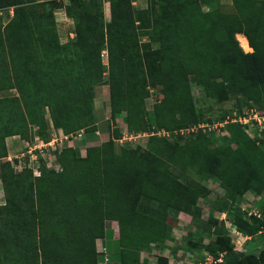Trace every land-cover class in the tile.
<instances>
[{"label": "trees", "instance_id": "1", "mask_svg": "<svg viewBox=\"0 0 264 264\" xmlns=\"http://www.w3.org/2000/svg\"><path fill=\"white\" fill-rule=\"evenodd\" d=\"M106 2L104 22L101 0H0V11L13 12L0 23V181L6 201L0 206V264H97L96 242L106 238L107 221L117 222L119 238L108 264H146L140 254L164 244L171 215L199 217L198 200L208 194L201 182L218 181L224 196L211 207L219 213L247 192H264V126L252 139L241 125L227 123L229 140L217 147H211V132L179 134L204 122L193 86L216 104L237 97L264 112V0H231L230 12L220 0H147L141 9L135 0ZM60 9L73 23L74 38L64 43L54 15ZM240 34L251 53L239 46ZM142 35L148 40L141 52ZM103 84L110 117L124 114L127 133L153 129L178 139L151 135L146 150L124 148L116 146L114 131L84 156L72 147L60 150L58 170L46 169L39 155V176L27 166L16 172L19 160H8L6 140H28L37 131L49 142L50 126L67 137L93 133L94 88ZM157 88L162 97L153 105L150 128L146 100ZM31 221L36 236H30ZM215 222L209 227L215 229ZM231 222L249 237L264 226L237 210ZM224 226L200 250L222 257V264H264V248L258 255L236 254Z\"/></svg>", "mask_w": 264, "mask_h": 264}, {"label": "rangeland", "instance_id": "2", "mask_svg": "<svg viewBox=\"0 0 264 264\" xmlns=\"http://www.w3.org/2000/svg\"><path fill=\"white\" fill-rule=\"evenodd\" d=\"M43 1V0H39ZM62 1V0H61ZM224 6L226 12H230L231 0H220ZM63 2V1H62ZM136 7L146 8L147 0H135ZM103 8V20L104 22L109 21V5L106 1H102ZM207 11V8H203ZM55 20L57 23L58 34L61 29L66 28V24L62 23L61 18L64 15L62 9L55 11ZM9 14L4 12L0 14V23L5 24L9 20ZM238 36H236V40ZM60 38V35H59ZM74 38V37H73ZM72 38V39H73ZM70 39H67V41ZM146 35L140 36L141 52L144 51V45L147 43ZM61 41V40H60ZM66 42V41H65ZM239 43V41H237ZM152 48H157L156 45H151ZM240 46V45H239ZM250 48V47H249ZM242 49V48H241ZM245 53H251L250 51H245ZM192 96L194 100V105L196 111L203 116L204 122L206 124H220L227 116H233V114L241 115V113L248 107L246 100L243 98L231 97L229 100L216 104L210 98L206 97L201 90L193 86ZM160 89H151L149 98L146 100V109L148 112V120L150 128L155 125L154 118L152 116L153 105L161 99ZM94 108L96 116V130L93 133H80V135H75L73 137H68L65 139L61 135V131H55L50 126V140L49 142L53 145L51 147H43L45 156L43 157V162L46 165V169L58 170L59 166L56 162L57 154L66 147H72L79 151L81 156L85 155V149L90 146H99L102 143L108 141L114 131H117L118 139L115 141L116 146L124 148H136L140 147L143 150L148 148L149 136H151L152 130H147L144 133H135L133 138L126 137V124L125 115H117L115 118L110 117V107H109V96L108 87L106 84L97 86L94 88ZM222 124V123H221ZM252 125H250L251 127ZM36 129H33L35 131ZM225 126L219 127L215 131L210 133L211 137V147H217L225 144L229 137L225 133ZM252 133H257L254 131V126L250 129ZM249 131V132H250ZM250 133V134H252ZM253 135V134H252ZM116 136V135H115ZM179 136L175 134L169 135V140H177ZM38 138L37 131L33 133L28 140H22L19 136L10 137L7 139V149L9 147L8 160H19L23 163L24 158H27L28 151L34 146H41V141H37ZM53 141V142H52ZM45 143H48L45 142ZM42 147V146H41ZM55 148V149H53ZM16 172L19 169L15 165ZM208 190V194L204 198L198 200V207L201 212L197 219H192L191 215L185 213H178L171 215L167 220V232L166 241L162 246L153 245L149 250H146L140 254V262L146 264H199L204 262L205 258L208 256L206 252L200 250L201 245L207 244L216 237V231L221 234V223L231 222L233 218L234 211H239V213L246 219H251L252 217L257 218L264 222V192L261 196L255 194L254 192H247L237 203H235L231 208L225 210L224 213H219L215 211L211 206L213 203L218 202L223 199L224 192L221 189L217 180H208L201 182ZM5 190L0 181V206L5 204ZM211 220H215L216 226L209 227ZM28 226L32 227L33 231L30 236H36V228L34 222H28ZM20 226L21 231H25L26 225ZM107 230H109L108 236L111 237V244H114V254L118 251V228L116 224L107 223ZM226 227L224 226V229ZM228 233V238L230 239V245L233 251L238 255L253 254L258 255L259 252L264 248V226L262 229L255 234L253 237L243 236L236 238L231 233L225 229ZM108 241V239H107ZM107 243L101 240L96 242V249L99 254L97 264H108L113 261L115 255L110 253ZM117 250V251H116ZM162 261H164L162 263ZM223 261V260H222Z\"/></svg>", "mask_w": 264, "mask_h": 264}, {"label": "built area", "instance_id": "3", "mask_svg": "<svg viewBox=\"0 0 264 264\" xmlns=\"http://www.w3.org/2000/svg\"><path fill=\"white\" fill-rule=\"evenodd\" d=\"M104 1H108V0H104ZM134 7H136V3L133 2ZM138 8V7H136ZM141 9V8H140ZM3 12L0 11V14H2ZM12 9H9L8 14L9 16H12ZM100 59L102 61V64L107 67L108 61H107V51L103 50L100 54ZM250 103V102H249ZM222 123V124H221ZM220 124H206V123H200L196 126L191 127L190 129H186V130H181L179 132V134L181 136H185L187 137L189 135L190 132H196L198 130H201L202 132H212L215 131L216 129H218L219 127H224L227 123H237L239 125H241V127L243 128V130L252 138V139H257L259 138V134L262 132L263 130V126H264V112L260 111V109H258L257 107H247L242 113L241 115H237V114H233V116H227L223 122H221ZM250 125L254 126V131L257 130V133H252L250 131V129L252 128V126L250 127ZM250 131V132H249ZM81 132L77 133V135H80ZM83 133V132H82ZM225 133L228 135L227 131H225ZM252 133V134H250ZM177 134V133H176ZM61 135H63L61 133ZM151 135H157L158 137H167L169 136L168 133L164 132V131H152ZM65 139H67V136H63ZM126 137H129L130 139L133 138V135H130L129 133H126ZM36 140L41 141L39 138H36ZM53 142V141H52ZM41 146H34L32 149H30L28 151V161L25 162V160H23V163H21L19 161V163L16 165V167L20 170L21 167L23 166H27L28 168H30L33 171V175L34 176H39L40 172H39V162H38V156H45L44 151H43V147H45V145L47 147H51L53 145V143L51 144L50 142L45 143L44 141H41ZM55 149V148H53ZM224 225L227 228V230L231 233V235H233L236 238L242 237V234L238 231V229L236 228V226H234L232 223L230 222H225L224 221ZM222 257H219L218 259H214L212 256L208 255L204 262L199 263V264H222Z\"/></svg>", "mask_w": 264, "mask_h": 264}, {"label": "crops", "instance_id": "4", "mask_svg": "<svg viewBox=\"0 0 264 264\" xmlns=\"http://www.w3.org/2000/svg\"><path fill=\"white\" fill-rule=\"evenodd\" d=\"M62 1H63L64 4L67 3V0H62ZM62 11L64 12V15H63V17L61 18L60 21H62V23H65L66 24V26H65L66 28H64V32H63V29H61V32L59 31V35H60L61 42L64 43L65 41H67V39H72L74 37V33H73V23H72V20L66 15V13H65V11L63 9H62ZM8 149H9V147H8ZM8 153H10L9 150H8ZM107 223L116 224L117 225V228H118V224H117V222H114V221H107L106 222V226H105L106 238H104V239L101 240V241L107 243V248H108V245L110 244L109 251L111 252L113 250L112 246L114 244L113 243L111 244V237L108 236L109 230H107V228H106L107 227ZM107 239H108V241H107Z\"/></svg>", "mask_w": 264, "mask_h": 264}, {"label": "bare ground", "instance_id": "5", "mask_svg": "<svg viewBox=\"0 0 264 264\" xmlns=\"http://www.w3.org/2000/svg\"><path fill=\"white\" fill-rule=\"evenodd\" d=\"M238 36L237 37V41H239V45L242 49H244L245 51H250V48H249V45H248V42H247V39L243 36V35H236Z\"/></svg>", "mask_w": 264, "mask_h": 264}]
</instances>
